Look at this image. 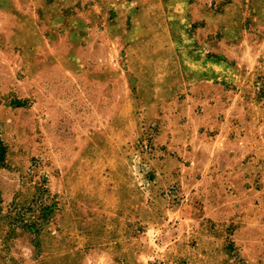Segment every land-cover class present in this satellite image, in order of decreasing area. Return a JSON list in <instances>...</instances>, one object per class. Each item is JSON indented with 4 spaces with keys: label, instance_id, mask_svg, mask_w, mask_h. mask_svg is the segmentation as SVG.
I'll use <instances>...</instances> for the list:
<instances>
[{
    "label": "rangeland",
    "instance_id": "obj_1",
    "mask_svg": "<svg viewBox=\"0 0 264 264\" xmlns=\"http://www.w3.org/2000/svg\"><path fill=\"white\" fill-rule=\"evenodd\" d=\"M0 264H264V0H0Z\"/></svg>",
    "mask_w": 264,
    "mask_h": 264
}]
</instances>
